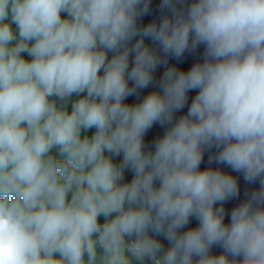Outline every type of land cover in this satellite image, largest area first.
<instances>
[{
  "label": "clouds",
  "instance_id": "9594fccd",
  "mask_svg": "<svg viewBox=\"0 0 264 264\" xmlns=\"http://www.w3.org/2000/svg\"><path fill=\"white\" fill-rule=\"evenodd\" d=\"M151 3L0 0V264H264V0Z\"/></svg>",
  "mask_w": 264,
  "mask_h": 264
},
{
  "label": "water",
  "instance_id": "95a60500",
  "mask_svg": "<svg viewBox=\"0 0 264 264\" xmlns=\"http://www.w3.org/2000/svg\"><path fill=\"white\" fill-rule=\"evenodd\" d=\"M159 3H160V0H152L150 14H149V16H147V17L144 18V21L145 22H147L148 20H150L152 18H158L159 17V15H160V12H159ZM200 51H202V49ZM195 58H199V52L196 54V57ZM190 59L191 58L186 59L185 65H184L185 67L190 62ZM170 63H178V62L175 61V60H170ZM162 71H163V69H159L158 70V74L159 73H162ZM145 91H148V90H145ZM134 99H135L134 97H130L129 98V102H132ZM162 131L163 130L160 129L159 125H156V126H154L152 132L149 133L148 138L151 139V137L153 136V134L162 133ZM205 159H207V156L205 157ZM205 166H206L205 164H202L201 165L202 168L205 167ZM228 171H230V170H228ZM131 175H132L131 172L126 173V178L127 179H131ZM233 175H236V174L233 173ZM240 185H241V196H240V199H243L244 198V192L246 190H251L252 188L258 187V183L255 184V185H246L244 183L242 177L240 178ZM237 202L238 201H230V202H228L226 204V208H229L230 209L233 206V204H235ZM193 224H195V221H193ZM161 239H163V238L161 237ZM164 243H165V245H167V241H164Z\"/></svg>",
  "mask_w": 264,
  "mask_h": 264
}]
</instances>
